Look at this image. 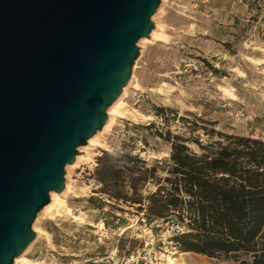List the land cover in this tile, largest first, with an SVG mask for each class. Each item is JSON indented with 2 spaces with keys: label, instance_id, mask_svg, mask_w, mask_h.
<instances>
[{
  "label": "rangeland",
  "instance_id": "1",
  "mask_svg": "<svg viewBox=\"0 0 264 264\" xmlns=\"http://www.w3.org/2000/svg\"><path fill=\"white\" fill-rule=\"evenodd\" d=\"M151 21L160 37L137 43L123 114L97 132L101 146L78 150L80 161L65 167L63 209L40 210L32 223L31 264H234L181 251L171 239L184 225L147 223L137 205L108 199L97 158L138 157L150 167L168 160V133L196 154L198 145L226 144L217 133L264 143V134L251 138L264 133V0H161ZM155 190L148 183L140 193Z\"/></svg>",
  "mask_w": 264,
  "mask_h": 264
},
{
  "label": "water",
  "instance_id": "2",
  "mask_svg": "<svg viewBox=\"0 0 264 264\" xmlns=\"http://www.w3.org/2000/svg\"><path fill=\"white\" fill-rule=\"evenodd\" d=\"M160 1L0 0V264L105 125Z\"/></svg>",
  "mask_w": 264,
  "mask_h": 264
},
{
  "label": "trees",
  "instance_id": "3",
  "mask_svg": "<svg viewBox=\"0 0 264 264\" xmlns=\"http://www.w3.org/2000/svg\"><path fill=\"white\" fill-rule=\"evenodd\" d=\"M217 135L226 144L198 145L201 153L196 154L168 133V160L150 167L138 157L118 159L103 152L97 158L101 193L137 205L147 223L175 220L184 225L186 231L171 239L183 252L234 264H264V143ZM106 156L111 165L103 163ZM159 171L166 175H157ZM148 183L156 190L143 197L140 191Z\"/></svg>",
  "mask_w": 264,
  "mask_h": 264
},
{
  "label": "bare ground",
  "instance_id": "4",
  "mask_svg": "<svg viewBox=\"0 0 264 264\" xmlns=\"http://www.w3.org/2000/svg\"><path fill=\"white\" fill-rule=\"evenodd\" d=\"M158 31H159V27L157 25L156 27H154V30L152 31V33L150 32L149 38L148 39L147 38H143L142 42L143 41L144 42H150V41L155 40L156 38L158 39V37H160V35L158 34ZM132 84H133V78L132 79L130 78L129 82L123 88V90H122L120 96L118 97V99L107 110V116H108L107 117V121H106L105 125L103 126V128L101 129V131H104V130L108 129L110 127V125H112V123L114 122V119L116 117H119V116H121L123 114V112H124L123 111V106H124L123 96L125 95V89L127 87H129L130 85H132ZM100 133H102V132H99L97 134L95 133L90 139H88V141H87L85 146L79 147L78 148L79 152L82 151L83 149L87 150L88 148H92L94 146H101V144L98 141V135ZM81 158H82L81 156H76L75 157V161L72 164V166L76 165L80 161ZM85 159L86 160L89 159V156H88L87 152H86V158H84V160ZM69 167H71V166H69ZM69 190H70V186H69V184L66 183L65 184V188H64V190L61 193L51 192L49 194V203L47 205H45L41 209V212L45 213V214H48V215H52L55 212L57 213L59 210H61V208L64 206V198H65L67 192H69ZM66 213H67V211H66ZM68 214H70V212ZM37 232H38V230H37ZM31 243H30L29 247L31 246ZM27 250L22 255H20L19 257L15 258L13 260L12 264H31L28 261V259L25 258V254H26ZM168 261H169L170 264H173V260L171 258H169Z\"/></svg>",
  "mask_w": 264,
  "mask_h": 264
},
{
  "label": "built area",
  "instance_id": "5",
  "mask_svg": "<svg viewBox=\"0 0 264 264\" xmlns=\"http://www.w3.org/2000/svg\"><path fill=\"white\" fill-rule=\"evenodd\" d=\"M264 133H261L260 131H254V133L251 135V138L253 139H260V135H262Z\"/></svg>",
  "mask_w": 264,
  "mask_h": 264
}]
</instances>
